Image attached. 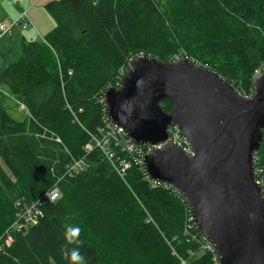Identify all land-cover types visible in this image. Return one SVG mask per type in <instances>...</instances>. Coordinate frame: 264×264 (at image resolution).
<instances>
[{
	"label": "trees",
	"instance_id": "trees-1",
	"mask_svg": "<svg viewBox=\"0 0 264 264\" xmlns=\"http://www.w3.org/2000/svg\"><path fill=\"white\" fill-rule=\"evenodd\" d=\"M46 9L56 21L46 42L22 37L18 60L0 64V238L17 202L55 186L61 197L12 233L0 264H69L60 254L68 225L81 228L68 247H79L85 264H215L201 250L200 229L187 231L180 195L152 188L136 163L121 176L99 148L85 146L103 125L101 96L140 52L193 58L250 92L264 62V0H52ZM8 98L25 106V119L11 116ZM161 106L173 108L167 99ZM257 154L264 165V140ZM84 157L87 166L70 171Z\"/></svg>",
	"mask_w": 264,
	"mask_h": 264
},
{
	"label": "water",
	"instance_id": "water-1",
	"mask_svg": "<svg viewBox=\"0 0 264 264\" xmlns=\"http://www.w3.org/2000/svg\"><path fill=\"white\" fill-rule=\"evenodd\" d=\"M166 99L171 111L161 106ZM105 102L138 145L165 141L171 124L181 128L195 154L169 144L145 158L149 177L179 189L222 264H264V195L254 162L264 140V75L245 98L188 58H138Z\"/></svg>",
	"mask_w": 264,
	"mask_h": 264
},
{
	"label": "built area",
	"instance_id": "built-area-1",
	"mask_svg": "<svg viewBox=\"0 0 264 264\" xmlns=\"http://www.w3.org/2000/svg\"><path fill=\"white\" fill-rule=\"evenodd\" d=\"M31 18L29 15L28 9H23L20 15L17 18L11 19L8 23H0V39L3 38L6 34L13 32L16 27L22 26L23 28L30 27L29 23ZM45 42L44 37H41ZM138 58H152L151 55L146 54L145 52H140L134 57H131L125 65L119 69V73L113 85H110L109 88L113 87L120 89L123 84V77L128 73L130 69L133 68L134 62ZM181 58H188L197 65L206 67L187 56L178 55L175 57L174 61H177ZM72 74V71H69ZM264 75V62L258 66L253 72V87L250 92L237 90V92L245 97L250 98L254 95L255 86L257 80L260 76ZM107 88L104 94L101 96L100 101L104 104V112L102 116L103 125L98 129L97 134H91L92 140L87 143L85 146L86 151L89 153L95 148H99L105 156L112 162L116 170L121 176H124L125 171L132 166V163L141 166L140 169L144 171L145 177L149 181L152 188L164 187L172 189L173 192L177 193L185 201L183 195L175 186L163 183L158 180H154L149 177L145 169V158L158 150L165 149L169 144H173L180 148L185 154L193 156L195 154L194 148L189 141V139L183 134V131L177 124H171L168 128V137L165 141L158 144H143L138 145L132 140L127 131L121 125L113 122L107 111V104L105 102V93L109 89ZM25 109L24 105H21ZM119 149L120 152L125 153L126 157H121L116 155V150ZM117 161V162H116ZM255 162V182L261 187L262 194L264 195V165L261 164L260 156L257 152L254 154ZM75 165L78 167V171L84 169L87 166L85 157L76 160ZM61 197V192L59 188L51 190L49 193L44 194L39 200L35 201H19L17 204L20 206V211L17 213V218L11 228L0 238V251L4 250L5 247H9L14 242L13 232L16 230H21L28 225L36 224L40 218L44 216V205L48 202H55ZM186 202V201H185ZM187 204V202H186ZM188 206V204H187ZM189 208V207H188ZM190 210V209H189ZM188 226L187 231L190 227L196 226L198 229L194 216L190 211V216L188 217ZM201 231V229H200ZM202 232V231H201ZM193 239H195L193 237ZM201 240V250L211 253L213 257V262L215 264H222L220 256L215 248V246L205 237L202 232V237L198 238ZM197 239V240H198ZM193 254L192 251H190ZM181 264H187V261L181 259Z\"/></svg>",
	"mask_w": 264,
	"mask_h": 264
},
{
	"label": "rangeland",
	"instance_id": "rangeland-1",
	"mask_svg": "<svg viewBox=\"0 0 264 264\" xmlns=\"http://www.w3.org/2000/svg\"><path fill=\"white\" fill-rule=\"evenodd\" d=\"M0 0V23H8L11 19L10 16L14 13L15 6L19 5L20 0ZM40 1V0H36ZM45 0H41L38 5L33 6L31 9V18L33 21L29 23L32 31H34L39 36L40 30L49 26V24H56L55 19L51 16V14L46 9ZM27 28V27H26ZM22 26L16 27L13 32H10L3 36L0 39V58L9 63L18 60L21 55V39L22 35H25L27 29ZM40 38V36L38 37ZM5 105H7V109L12 117L18 120H23L27 117L28 112L26 109H23L22 106H18V103L15 102L12 98H8L6 100ZM1 161V158H0ZM82 235L85 237L86 232L82 231ZM87 239L93 241L89 236H86ZM103 264H110L108 261H104Z\"/></svg>",
	"mask_w": 264,
	"mask_h": 264
},
{
	"label": "clouds",
	"instance_id": "clouds-1",
	"mask_svg": "<svg viewBox=\"0 0 264 264\" xmlns=\"http://www.w3.org/2000/svg\"><path fill=\"white\" fill-rule=\"evenodd\" d=\"M81 228L78 225H68L64 230V239L66 243L61 246L60 254L69 264H85V257L81 254L79 247L69 248V244L78 242Z\"/></svg>",
	"mask_w": 264,
	"mask_h": 264
},
{
	"label": "crops",
	"instance_id": "crops-1",
	"mask_svg": "<svg viewBox=\"0 0 264 264\" xmlns=\"http://www.w3.org/2000/svg\"><path fill=\"white\" fill-rule=\"evenodd\" d=\"M40 1L20 0L19 5L15 6L14 4H12L13 7L15 8V10H14V13H12V15L10 16V19L17 18L20 15V13L22 12V10L25 8L29 10V15L31 18L32 7L38 5ZM47 1L50 2L52 0H45L44 2L46 3ZM31 21H33L32 18H31ZM55 25L56 24H54V23L49 24V26H47V27H45V25H43L44 28H42V30H40V33H39L40 38L43 37L48 31L52 30L55 27ZM26 29H27V31H26L25 35H22L21 37H26L27 39H40V38H38L39 36L37 37L36 33L34 31H32L31 27H27ZM2 62H3V60L0 58V64H2Z\"/></svg>",
	"mask_w": 264,
	"mask_h": 264
},
{
	"label": "bare ground",
	"instance_id": "bare-ground-1",
	"mask_svg": "<svg viewBox=\"0 0 264 264\" xmlns=\"http://www.w3.org/2000/svg\"><path fill=\"white\" fill-rule=\"evenodd\" d=\"M70 171H78V167H77V165H75V163H71L70 164ZM55 188H58V187H53L51 190H53V189H55ZM51 190H49V191H47L46 193H44V194H47V193H49ZM17 216V215H16Z\"/></svg>",
	"mask_w": 264,
	"mask_h": 264
}]
</instances>
